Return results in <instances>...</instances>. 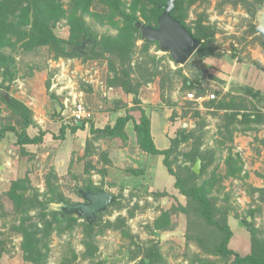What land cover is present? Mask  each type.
<instances>
[{
  "label": "rangeland",
  "instance_id": "obj_1",
  "mask_svg": "<svg viewBox=\"0 0 264 264\" xmlns=\"http://www.w3.org/2000/svg\"><path fill=\"white\" fill-rule=\"evenodd\" d=\"M69 1L61 0L66 10ZM125 1L128 3L130 0ZM220 4V0H198L186 10L187 26L192 27L198 17L205 16L203 23L216 31L218 50L212 56L200 60L193 55L184 66L176 67L169 55L161 53L155 45L150 46L146 53H141L142 42L137 40L133 62L151 57L156 59L159 69H163V66L173 71L181 68L180 76L175 80L169 95L160 88L164 75L143 85L139 89L141 106L152 118V135L159 150L167 149L170 140L178 135L179 130L190 132L197 126L203 127L201 150L211 153L212 161L198 185L207 181L209 197L217 208L227 210L226 224L232 232L228 248L244 256L250 251L248 226L242 224L244 218L247 217L264 239V201L259 200L258 193V190L264 189V124L252 125L248 131L238 128L232 135V141H224L219 131L225 110L206 107L204 103L208 101L207 96L198 108L189 107L184 96L193 93L184 94L181 90L184 77L199 75L208 82L207 88L215 94V101L225 99V107L240 104L245 107L238 110L241 113L246 109L264 113V55L255 36L249 34L252 27L259 28L258 33L264 32V4L254 20L248 17L241 6L233 8ZM91 12L101 13L95 6ZM85 20L98 39L102 35L114 37L117 34L116 29L99 25L90 16ZM56 33L63 39L67 38L64 21ZM6 52L10 53L9 49ZM13 57V72L16 76L12 82H6L7 89L0 88V129L10 126L20 131L23 127L18 123L21 118L12 115L1 100L3 98L8 101L10 97L28 109L32 125L25 128L27 136L32 138L42 135V141L39 144L19 146L15 134L9 132L0 141V264H30L23 260L19 248L21 238L13 230V227L20 224L22 215L14 211L7 195L10 186L25 177L29 180L28 186L44 203L52 197L50 188L62 194L71 204L83 203L75 191H81L89 183L93 188L119 196L121 206L117 207L113 203L101 218L102 225H108L109 229L102 232L95 229L98 250L93 261L135 264L141 259L134 262L130 260L136 247L143 249L158 244L162 264L222 262L219 257L205 254L196 246L200 240H203L202 243H210V236L206 238L204 233L212 232L202 227L199 221L191 222L178 211V206H185L186 200L174 187V177L162 165L161 157L147 155L138 149L131 128H126V142L119 138L95 140L90 125L77 129L74 134L70 133L66 108L54 114V106L59 100L50 99L51 93L46 84L51 85V82L53 86L49 89H54L57 95L67 93L66 87L82 95L85 106L94 114L92 122L97 129H104L124 114V110L114 109L116 100L123 99L128 103V108H132L130 98L122 90L108 86L111 74L106 58L56 59L45 48L26 55L15 52ZM2 80L0 72V83ZM56 80L60 82L56 84ZM61 84L63 88L59 86ZM219 86L228 88L224 91ZM244 87L259 93V98L249 97ZM220 89L223 91L220 92ZM226 93L229 96L224 98ZM196 110L199 112L198 117L193 114ZM212 112L218 116L213 117ZM172 115L175 116L172 118ZM63 127L65 134L61 138L60 129ZM87 141L91 143L87 145ZM192 142L181 144L179 151L188 152ZM194 164L188 162L183 154L171 160L174 173H179L182 167L190 166L192 169ZM48 175L52 179L51 185L46 183ZM27 193L24 191L25 195ZM51 211L50 207L46 210L47 213ZM34 213L33 210L30 215ZM250 214H253V218ZM163 215L170 223L169 229L156 227V221ZM121 219L125 221V228L131 237H125L116 229L117 225L114 224ZM82 222L78 219L76 226L62 235L57 232L51 234L47 264H60L62 258L71 251L78 256L85 251L79 226ZM38 227L42 228L41 225ZM75 264L90 262L78 257Z\"/></svg>",
  "mask_w": 264,
  "mask_h": 264
},
{
  "label": "trees",
  "instance_id": "obj_2",
  "mask_svg": "<svg viewBox=\"0 0 264 264\" xmlns=\"http://www.w3.org/2000/svg\"><path fill=\"white\" fill-rule=\"evenodd\" d=\"M167 1L169 0H130L126 3L125 0H70L68 2L69 8L66 10L61 4V0H0V72L3 79L0 83V88L7 89L6 82H12L16 76L13 72V55L15 52L26 55L36 53L39 49L45 48L56 59L78 58L96 60L106 58L111 74L108 79V86L122 90V93L130 98L132 108H128V103L123 99H118L115 101L114 109H122L124 114L118 116L113 124L106 125L104 129H97L94 128L93 122L90 121L88 125H90V132L93 134L94 139L112 140L119 138L126 142L128 140L126 128L129 127L132 129L136 145L140 151L150 156L162 158V165L166 168L168 174L174 177V187L186 200V205H179L178 211L191 222L193 220L194 222L199 221L202 227L212 232L204 233V237L210 236V243H202L203 240H200L196 243V246L203 253L219 257L222 261L221 263L200 262V264H264V239L261 232L255 229L247 217L244 218L242 224L248 226L250 251L244 256L234 253L228 248L232 232L226 224L227 210L217 208L216 203L209 197L207 181H203L201 185H198V181L206 175L208 164L212 161L211 153L201 150L203 127L197 126L190 132H186L184 129L179 130L178 135L170 140L169 147L164 150L157 149L151 136L150 115L141 106L139 89L143 85L152 83L157 77L164 75L160 88L169 95L175 86V80L180 76L181 68L173 71L170 67L163 66V69H159L156 59L151 57L133 62L136 41H140V32L134 27V23L148 24L150 27L156 28L157 19L164 11ZM196 1L198 0H176L170 15L194 39L200 42L194 57L201 60L212 56L218 50V44L214 28L203 23L205 16L198 17L192 27L185 24L186 10ZM203 1L200 0V2ZM220 2L221 6L233 8L241 6L251 20L255 19L257 12L264 4V0H220ZM185 3L186 6H184ZM93 6L99 9L101 13L95 14L91 12ZM89 16L94 18L99 25H108L116 29L117 34L114 37L102 35L98 39L94 36L85 20ZM63 21L68 31L66 39L59 37L56 33ZM258 29L257 27H252L249 34L255 36L256 43L264 55V32L258 33ZM82 37L95 43L91 53L88 56H81L76 52H68L70 47H76L80 44ZM152 45L159 49V45L156 42H142L141 53H146ZM7 49H9L10 53L6 52ZM207 85L209 84L206 79L192 74L191 78L184 77L182 79L181 90L184 94L193 93L196 98L214 94L211 93L209 87L207 88ZM52 86V82L51 85L50 83L46 84L47 89L51 93L50 99L56 100L57 98L59 100L57 104L64 110L63 98L58 97L54 89H49ZM245 90V94H248L249 97L259 98V93L252 89L253 93H251L250 89L245 88ZM222 91L220 89V92ZM220 92L217 91L218 94ZM225 96L227 97L229 94L226 93L223 97L225 98ZM1 100L12 115L21 118L18 123L23 127L20 131H16L14 127L10 126L0 129V141L9 132L15 134L16 143L19 146L41 143L42 135L30 138L26 134L25 128L32 125L28 109L13 98L9 97L8 101L3 98ZM168 102L170 103V100ZM187 104L192 108H198L199 106L191 101H187ZM204 104L206 107L225 110L223 124L220 126L222 131H219V135L224 141H232V135L238 128H241L242 131H248L252 125L264 124V113L251 112L247 109L241 113L238 110L245 107L240 104L225 107V99L220 102L210 100ZM231 108L232 111H230ZM53 112L57 115L55 109ZM193 114L196 117L199 116L197 110ZM211 115L213 117L218 116L214 112ZM174 116L172 115V118ZM238 116H241V118ZM83 126H76L70 122V133L74 134L77 129H83ZM64 128L60 129L61 138H64ZM190 141H193L190 144V150L186 153H181L179 151L181 144H189ZM90 143V141H87V145ZM182 154L191 164L195 163L197 159L201 161L198 175L192 171L190 166L182 167L179 171L180 175L172 171V158L175 159ZM47 178V185H51L52 179H50V175ZM28 181L27 177L16 180L7 192L8 197L12 201L14 211L22 215L21 219H19L20 224L13 227V230L21 238L19 248L22 251L23 260L30 264H47L51 234L57 232L62 235L66 231H71L76 226L78 219L72 217L60 218V213L56 211L47 213L46 210L49 209L50 204L71 203L53 188L49 190L52 197L46 200L45 203L40 201L38 195L28 186ZM24 191H28V193L25 195ZM81 191L98 193L101 189L93 188L92 184L89 183V185L81 188ZM75 193L79 196L77 191ZM258 193L260 196L259 200L264 201V189L258 190ZM118 197L113 196V203L120 207L121 203ZM33 210L35 211L34 215H30ZM103 214H98V218L100 217L101 219ZM250 216L253 218V214H250ZM81 220L83 222L79 226L85 251L80 256L71 251L68 256L62 258L60 264H75L78 257L82 258V260H88L90 264H104L103 261H93L98 250L95 243V229L102 232L109 229L108 225H102V219L91 226L84 219ZM169 224L167 217L164 218V215L156 221V227L163 230L169 229ZM39 225L42 228H39ZM114 225H117L116 229L120 230L125 237H131L129 230L125 228L123 219L117 221ZM213 239L215 243H213ZM135 249L134 255L130 260L134 262L136 259L141 258L135 264L163 263L158 244L143 249L136 247Z\"/></svg>",
  "mask_w": 264,
  "mask_h": 264
},
{
  "label": "water",
  "instance_id": "obj_3",
  "mask_svg": "<svg viewBox=\"0 0 264 264\" xmlns=\"http://www.w3.org/2000/svg\"><path fill=\"white\" fill-rule=\"evenodd\" d=\"M169 0L165 4V9L157 19V27L152 28L148 24L134 23V27L140 32V41L145 43L156 42L159 50L163 54H168L172 62L178 66H184L195 54L200 46V42L194 39L188 31L170 15L174 9V2ZM94 47V42L85 39L83 43L76 47H70L68 52H76L81 56H88ZM54 109L59 113L61 107L55 105ZM192 171L198 175L200 172V160L197 159ZM79 196L83 203L74 205L51 204L50 210L62 214L63 217L84 219L88 225H93L100 221L98 214L104 213L113 204L114 198L111 194L100 191L90 193L89 191H79Z\"/></svg>",
  "mask_w": 264,
  "mask_h": 264
},
{
  "label": "built area",
  "instance_id": "obj_4",
  "mask_svg": "<svg viewBox=\"0 0 264 264\" xmlns=\"http://www.w3.org/2000/svg\"><path fill=\"white\" fill-rule=\"evenodd\" d=\"M59 82H60L59 80H56V84H58ZM62 85L63 84L59 86L62 87ZM66 88L65 90H68L67 93H61L59 95L56 94L57 96H60L63 98L62 104L64 108L67 109L65 110L67 113L66 119L72 122V124L76 126H81V125L87 126L90 123V121L94 120L93 112L88 107L85 106L82 100V95L80 93H78L77 91L74 92V90L72 91L69 87H66ZM61 90L63 91V89ZM206 96L208 98V101L214 100L216 97L215 94H209ZM185 97H186V101L197 103L199 106L201 105V102L202 101L204 102L205 100L204 99L205 96L196 98L194 94H190Z\"/></svg>",
  "mask_w": 264,
  "mask_h": 264
},
{
  "label": "crops",
  "instance_id": "obj_5",
  "mask_svg": "<svg viewBox=\"0 0 264 264\" xmlns=\"http://www.w3.org/2000/svg\"><path fill=\"white\" fill-rule=\"evenodd\" d=\"M263 76H264V75H263ZM219 87L222 88L224 91H226L227 88H228L227 86H225V87L219 86ZM151 119H152V118L150 117L151 136H152V138H153L154 144L156 145L155 138H154V136L152 135V129H153L152 126H153V125H152V123H151ZM160 132H161V131H160ZM157 138H159V139L161 140V136H159L158 134H157ZM159 139H158V140H159ZM156 147H157V146H156ZM157 148H158V147H157ZM164 148H165V147H162V149H164ZM160 150H161V149H160Z\"/></svg>",
  "mask_w": 264,
  "mask_h": 264
},
{
  "label": "flooded vegetation",
  "instance_id": "obj_6",
  "mask_svg": "<svg viewBox=\"0 0 264 264\" xmlns=\"http://www.w3.org/2000/svg\"><path fill=\"white\" fill-rule=\"evenodd\" d=\"M81 39H82V40H81V42H80V44H79L78 46H80L86 38L82 37ZM94 45H95V43H94ZM78 46H76V47H78ZM76 47H73V48H76ZM258 68H259V67H258ZM90 193H91V192H90ZM93 194H95V193H93ZM71 205H74V204H71ZM59 217H60V218H64V217L62 216L61 213L59 214Z\"/></svg>",
  "mask_w": 264,
  "mask_h": 264
}]
</instances>
